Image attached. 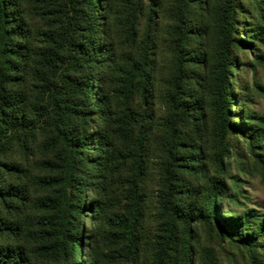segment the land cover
I'll use <instances>...</instances> for the list:
<instances>
[{
    "label": "trees",
    "instance_id": "1",
    "mask_svg": "<svg viewBox=\"0 0 264 264\" xmlns=\"http://www.w3.org/2000/svg\"><path fill=\"white\" fill-rule=\"evenodd\" d=\"M117 1L105 0L101 18L97 0H67L62 5L58 0L55 4L58 8L50 13L55 20L52 29L42 34L41 44L33 45L30 35L24 33L25 18L19 1L0 0V155L4 156L14 144L28 153L30 144H36L38 136L42 135L43 149L54 155L49 161H43L42 167L55 174L52 178L36 180L42 189L55 192L51 197L31 201L28 194L25 197L23 186L0 188L3 209H8L10 203L17 200L22 210L27 205L31 210L25 212L14 208L10 215L0 210V264H80L78 251L82 248L84 209L80 201L86 197L83 192L89 185L96 188L99 197L114 185H121L124 189L126 214L107 218L106 202L100 198L92 201L90 207H93L103 231L108 233L107 239L120 246L117 254L106 256L107 260L116 262L119 259L123 264L139 262L146 216L142 191L144 163L157 98L151 44L156 30L155 7L160 5L158 0H149L141 52L135 58L133 54L130 57L125 55L122 49L117 51L114 40L118 42L121 38L131 37L132 43H137L139 15L131 14L127 5V11L121 10ZM191 1L175 0L170 7L173 75L164 94L170 115L163 125L167 161L162 171L159 203L155 205L162 229L154 243V264H176L171 254L175 251L178 222L186 225L188 234L194 223L216 224L220 227V237L250 251L258 245L256 235L264 233V214L253 209L230 218L218 213V201L227 185L221 180L210 182L202 166L193 165L194 175L206 180L196 188L195 197L200 204L198 214L191 217L175 202L176 195L181 192L177 188L182 169L193 164L189 163L193 158L182 155L183 128L191 116L202 119L200 107L196 100H188L186 89V61L189 59L185 45L191 30L188 25ZM235 13L234 0H223L213 12V24L220 35L221 45L212 65L216 90L211 104L221 132L250 135L249 127L230 121L229 68L238 66L231 59L232 51L253 45L236 36ZM113 32H117L116 37ZM251 38L263 40L259 33ZM13 41L16 42L13 44ZM96 68L102 72L109 69L114 79L117 78L114 81L115 94L121 96L118 103L102 92L99 97L93 95V79L99 83L103 78V74L95 73ZM136 102L142 106L141 110L134 109ZM245 119L254 122L256 141L260 142L264 116L248 115ZM108 126L112 130L107 129ZM119 135L124 136L129 145L130 171L129 175L115 179L114 146ZM91 146H94L95 153L90 156ZM222 165L220 162L224 171ZM5 166L17 172L22 170L0 160V172ZM93 180L96 181L94 185ZM248 230H252L251 234ZM100 237L95 231V240L99 239V243L106 238L103 234ZM97 248L93 244V249ZM88 261V264H105V256L98 252L93 254L91 249ZM182 264H191L188 255ZM205 264L217 263L210 258Z\"/></svg>",
    "mask_w": 264,
    "mask_h": 264
},
{
    "label": "rangeland",
    "instance_id": "2",
    "mask_svg": "<svg viewBox=\"0 0 264 264\" xmlns=\"http://www.w3.org/2000/svg\"><path fill=\"white\" fill-rule=\"evenodd\" d=\"M18 1L22 16L25 18L24 31L26 32L24 33L30 35L33 45L41 44L42 34L53 27L55 20L50 13L58 8L55 5L58 0ZM60 1L62 5L67 0ZM97 1L99 2L98 13L102 18L105 0ZM174 2L175 0H158L160 6L155 7L156 30L153 34L151 54L155 60L154 69L156 73L152 75L155 80L157 98L154 102V116L150 124L151 136L147 144L148 156L144 163L145 180L142 184V191L145 196L146 216L142 226L138 264H154V243L158 240V234L162 229V220L157 214L158 210L155 205L159 203L158 197L162 191V171L167 161L164 153L166 135L163 125L166 123L170 112L167 109L164 94L173 75L172 37L170 35L173 21L170 7ZM222 2L223 0H192L189 5L188 25L191 30L185 45L189 59L186 61L188 77L186 89L189 96L188 100H196L198 107H200L202 114L199 116L202 119H199L197 115L191 116L183 128L182 155L193 158V162H189L193 164L186 165L182 169L181 181L179 188H177L181 192L176 195L175 202L191 217L198 214L197 207L200 206L195 197L196 188L199 184L203 185L206 182L204 178L194 175L193 165L202 166L210 182L221 180L226 183L223 196L218 201V213L222 217L241 216L251 209L264 214V126H260V142L256 141L257 132L253 128L255 124L245 119L248 115L264 116V0H234L237 22L236 36L253 45L240 49L234 48L232 51L231 59L237 62L238 66L237 68H229L230 98L228 100L232 111L230 121L249 127L251 129L250 135L241 132L232 134L221 132L217 124L216 112L211 104L216 90V75L212 72V65L216 61L215 57L221 45L220 35L213 24V12L215 7ZM117 4L121 10L127 11L125 9L127 5L131 14L137 13L139 15L138 29L140 34L137 43H132L131 37L125 39L120 37L118 42L114 40L117 51L121 52L122 49L125 55L130 57L133 54L136 58L141 52L146 31V18L149 11L146 7L148 4L150 5L149 0H118ZM256 32L261 35L262 41L261 38L258 40L251 38V35H257ZM113 33L116 37L117 32ZM21 41L23 42L22 39ZM15 42L13 41V44ZM95 71L99 76L103 74V78L99 80V83L96 78L93 79V95L99 97L102 92L107 96L110 95L114 103H118L121 96L117 97L115 94L114 81L117 78L114 79V75L109 69L102 72L100 68H96ZM98 85L99 89H97ZM134 109L136 111L141 110L142 106L136 102ZM111 126H108L107 129L111 128L112 130ZM93 129L98 131V128ZM43 140V136L39 135L37 143L30 144L31 148L28 153L14 144L4 156L0 155V160L3 163L22 169L21 172H17L10 169V166H5V170L0 172V188L23 186L26 191L25 197L28 194V200L31 201L55 195L53 190H44L36 184L37 178L55 176L53 172L42 167L43 161H49L54 157L52 152L48 153L43 149ZM92 147L94 146H91L88 152L90 156L95 153ZM114 150L113 168L115 175L113 177L118 179V177L129 175L130 171V162L127 158L129 145L125 142L124 136L119 135L117 137ZM222 157H224L223 160ZM220 162L223 163L224 171L221 170ZM8 169L9 171H7ZM95 174L93 172V177ZM95 182L93 180V185ZM83 193L86 197L80 201L84 209L83 227L81 228L82 248L78 251L79 263H89L88 254L92 249L93 254L98 252L99 255L105 256V264H123V262L118 261L119 259L116 262L107 260V257H112L120 251V246L114 245L111 239H107L108 233L103 231V226L97 221L94 209L90 205L92 201L100 198L106 202L107 218L116 217L117 214H126L124 189L121 185H114L109 191H106L103 197H99L96 188L89 185ZM17 202L15 200L10 203V207L5 210V207L3 209L4 204L0 200V210L8 215L13 212L14 208L19 211L22 210L21 205ZM22 211L31 212L28 205ZM178 223L175 251L171 254L174 256L173 259L176 264H182L186 255H188L191 264H205L210 258H213L217 264H264V233L254 234L258 245L253 251H250L244 246L220 237V227L216 224L194 223L190 227V234H188L186 225L182 222ZM95 231H98V237L103 234L106 238L99 243V239L95 240ZM248 231L251 234L252 230ZM189 241L190 244H187ZM93 244L98 246L96 250L93 249ZM110 248L111 250H109Z\"/></svg>",
    "mask_w": 264,
    "mask_h": 264
}]
</instances>
